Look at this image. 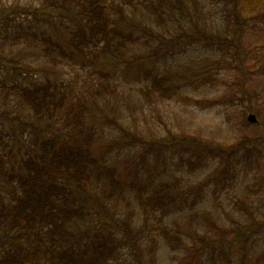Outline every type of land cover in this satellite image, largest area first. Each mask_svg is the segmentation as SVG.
Returning a JSON list of instances; mask_svg holds the SVG:
<instances>
[{"label": "rangeland", "instance_id": "obj_1", "mask_svg": "<svg viewBox=\"0 0 264 264\" xmlns=\"http://www.w3.org/2000/svg\"><path fill=\"white\" fill-rule=\"evenodd\" d=\"M235 1L187 0L189 7L185 13L179 14L177 11L153 12L141 4L130 6L125 0H104L114 20L117 18L112 7L115 4L125 7L127 21L120 23V27L137 30L140 23L148 25L154 32L165 36L166 40L162 42L165 45L160 43V47H156L162 55L148 58L144 54L149 47L140 43L129 44L126 52L131 61L114 62L110 58L92 56L93 62L87 67L79 63L69 64L71 60L56 66L49 64L48 55L35 41L39 33L40 37L46 36L40 26L46 27L47 36L58 38L56 42L64 40L71 28L68 27V10L64 7L59 8L56 15L51 13L49 22L40 16L32 19L36 36H25L17 27L18 22L33 18L30 14L27 18L22 15L0 23V52L6 45L2 51L11 60L9 66L15 64L18 67L16 71L8 68L6 81L21 84L45 78L62 83L68 81V86L73 87L72 97L81 96L89 104L86 122L97 130L91 146L93 155L115 165L120 176L128 178L127 181L134 177L143 181L176 177L174 190L188 194L193 193L199 184L202 186L193 208L196 221L192 227L185 214L190 210L185 206L172 212H162L158 208L151 211L141 207L131 191L130 200L134 205L131 218H128V207L123 205L117 212L118 204L113 206L119 226L111 225L105 210L99 213L92 209L87 217L75 220L74 229L81 230L100 219L99 229H108L123 238L121 250L110 264L133 263L131 247L120 227L121 222L123 225L130 220V231L134 232L141 247L152 237L157 242L152 253L154 262L149 261L146 254H141L145 264H264V0L259 6L251 0ZM44 3L45 0H0V11L12 16V7L28 6L31 10H39ZM236 8L239 9V19L244 20L242 26L236 25ZM194 24L210 39H194L188 44L184 39L191 36L178 37L180 33L197 31ZM173 38L178 39L169 41ZM7 42L11 44V50ZM215 44L218 49L212 48ZM139 53L142 58L134 59ZM99 69L105 70L107 75L99 73ZM146 71L165 78L162 84L166 88L164 93L157 85L151 86L152 76H146L149 74ZM5 72L0 67V77ZM19 110L22 108L15 101L7 104L0 101V144L4 143L7 151L6 168L17 174L23 168L18 161L26 157L27 152L32 153L28 147L30 134L14 130L5 118ZM249 113L255 114L256 121L247 119ZM23 117L26 119L25 114ZM120 126L160 145L147 151L140 145H124L125 137ZM170 136L179 147L165 143ZM189 136L192 140L197 137L225 148L239 146L238 151L229 156L234 171L232 179L226 178L230 168L223 157H207L200 163L194 155L195 144L179 140ZM199 149L205 153L201 147ZM143 151V159L137 161L138 154ZM188 152L191 154L187 166ZM237 157H243V160L239 162ZM147 158L145 163L143 160ZM224 164L228 171L225 174L217 172L218 176L213 180V173ZM4 184L7 185L0 179V186ZM113 200L114 197L106 203L109 209ZM246 226L249 229L242 235L247 242L242 243L237 235L230 251L222 254L215 249L213 240L218 238L220 231L226 233L221 239L225 240L235 236L232 232ZM158 227L180 236L184 244L180 248L172 247ZM201 237L209 242L208 249L212 253L198 241ZM191 243L193 248L188 249ZM3 246L4 241L0 242V250ZM36 264H45L40 255Z\"/></svg>", "mask_w": 264, "mask_h": 264}, {"label": "trees", "instance_id": "obj_2", "mask_svg": "<svg viewBox=\"0 0 264 264\" xmlns=\"http://www.w3.org/2000/svg\"><path fill=\"white\" fill-rule=\"evenodd\" d=\"M125 1L130 6L141 4L146 9H153V12L164 10L168 13L177 11L180 14L185 13L189 7L186 5L187 0ZM251 1L256 6L263 2V0ZM62 7L68 10L67 16L70 21L68 27H71L64 40L56 42L58 38L52 39L47 36L45 26L39 28L46 36L40 37L39 33V37L35 40L36 43L39 42L37 45L41 46L43 53L48 55L49 64L51 62L56 66L58 63L71 60L69 64L79 63L82 67H87L93 62L92 56L110 58L114 62H129L131 58L127 56L126 50L128 45L133 43L149 47L144 54L148 58L162 55L156 47H160L159 44L166 40L164 35L154 32L152 27L142 23L136 27L137 30L123 29L119 25L127 21L125 7L121 4H115L112 7L117 18L114 20L110 17L104 0H45L40 11L37 8L31 10L28 6H16L10 9L13 11L12 16H7L8 13L5 11H0V23H7L22 15L27 18L30 14L33 18L18 22L17 27L25 36H36L32 19L40 16L49 22V15L51 13L56 15L58 9ZM234 13L236 25L242 26L244 20L239 19V9L236 8ZM131 25L134 24L131 23ZM194 28L197 31L193 30L190 34L180 33L178 37L191 36L192 38L184 39L188 44L194 39H210V36L196 24ZM59 38L62 37L59 36ZM177 39L169 41L174 42ZM9 42L7 47L11 50V42ZM168 46L170 47L171 44ZM212 48L218 49V45L215 44ZM1 49L5 50L6 45ZM2 50L0 67L6 72L0 77V101L5 104L15 101L22 108L18 113L5 118L14 130L18 129L20 133L27 131L30 134L31 143L28 147L32 153L27 152V156L18 161L23 164V168L22 172L17 174L16 171L9 170V167L6 168L7 151L3 147L5 144H0V179L7 183L3 187L0 186V242L4 241V246L0 250V264H36L38 255L45 264H110L111 259L120 252L123 238H120L117 233L107 231L108 229H99L100 219H94L95 223L92 226L81 230H76L73 226L76 223L75 220L87 217L92 209H96L99 213L105 210L111 225L119 226L112 209L115 204H118L117 212H119L120 207L125 205V208L129 209L128 218H131L134 205L130 200V191L141 207L151 211L158 208L162 212H172L181 210L185 206L190 210L185 213L187 221L190 227L193 226L196 221L193 208L202 190L200 184L194 187L193 193L188 194L174 190L176 177L173 178L174 180L157 181H143L134 177L127 181L128 178L120 176L115 165H109L106 160L91 153L97 130L92 129L93 127L91 128V125L86 122L89 104L81 96L76 97L77 99L72 97V86H68L69 82H57L50 78L27 84L7 82L8 68L16 71L18 67L15 64L9 66L11 60ZM141 55L139 53L133 58H142ZM100 72H105L104 75H107L105 70L99 69ZM146 72H149L146 76H152L151 86L157 85L158 90L164 93L166 88L162 84L165 78L151 71ZM19 114L23 116L25 114L26 119ZM122 131L125 137L124 145H140L144 151L155 150L160 145L155 144L153 139L131 133L123 127ZM191 138L189 136L179 140L195 144L194 155L200 163L211 156L226 159L230 168L226 178L232 179L234 171L230 167V157L238 151L239 146L225 148L220 144H213L197 137L193 140ZM165 143H172L175 147H179L178 142L171 136L165 140ZM144 151L138 154L137 161L143 159ZM190 154L188 152L189 158L185 159L187 166ZM237 159L241 162L243 157H237ZM143 161L146 163L148 158ZM229 168L224 164L215 174L213 173L212 179L217 178V172L225 174ZM167 189L172 192H168ZM112 197L114 200L109 209L106 203ZM125 216L126 214L122 216V219ZM207 221L216 227L210 220ZM129 224L131 220L123 225L121 222L120 227L123 229L122 235L126 237L131 247L132 264L135 262L145 264L143 261L145 254L149 256V261L154 262L155 256L152 253L156 248V240L152 237L148 244L141 247L134 232L130 231ZM262 227L264 228V223ZM158 229L165 236L166 242L172 243V247L180 248L184 244L180 236L169 233L168 229L163 227ZM248 229L249 226L240 227L238 231L232 232L235 236L226 237L225 240L221 239L226 233L220 231L218 238L213 240V246L218 252L225 254L235 244L237 235H240L242 243L247 242L242 234ZM198 241L203 242L207 246V251L209 250L208 241L205 242L202 237ZM190 248H193L192 243L188 249ZM227 261L230 263L229 260Z\"/></svg>", "mask_w": 264, "mask_h": 264}, {"label": "water", "instance_id": "obj_3", "mask_svg": "<svg viewBox=\"0 0 264 264\" xmlns=\"http://www.w3.org/2000/svg\"><path fill=\"white\" fill-rule=\"evenodd\" d=\"M248 119H249L250 121H254V120H255V115L252 114V113H250V114L248 115Z\"/></svg>", "mask_w": 264, "mask_h": 264}]
</instances>
